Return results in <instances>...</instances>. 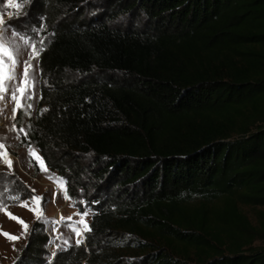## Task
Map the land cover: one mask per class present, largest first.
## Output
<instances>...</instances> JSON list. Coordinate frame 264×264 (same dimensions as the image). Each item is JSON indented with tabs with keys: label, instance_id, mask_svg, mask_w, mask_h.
Masks as SVG:
<instances>
[{
	"label": "trees",
	"instance_id": "trees-1",
	"mask_svg": "<svg viewBox=\"0 0 264 264\" xmlns=\"http://www.w3.org/2000/svg\"><path fill=\"white\" fill-rule=\"evenodd\" d=\"M108 5L41 52L56 84L97 73L43 89L49 108L21 137L93 212L54 264H264V0ZM47 241L37 220L26 251L41 264Z\"/></svg>",
	"mask_w": 264,
	"mask_h": 264
},
{
	"label": "rangeland",
	"instance_id": "rangeland-1",
	"mask_svg": "<svg viewBox=\"0 0 264 264\" xmlns=\"http://www.w3.org/2000/svg\"><path fill=\"white\" fill-rule=\"evenodd\" d=\"M42 1V0H40ZM21 0H0V18L3 19L4 25L10 29L14 26L16 29L23 27L25 30L29 26L44 25L42 31L31 33L35 40H42L44 50L47 49L54 41V36L57 30L63 29L68 24L75 23L77 19H84L85 22L96 15H102L109 9L108 0H83L77 4L56 3L55 0H47L43 6L40 5L39 0H31L30 3L24 4L22 8H15L9 6L10 3H20ZM125 4V3H124ZM122 4L118 8H123ZM121 10V9H120ZM44 19L41 20L40 18ZM130 17L122 15L113 19V24L116 26L128 25ZM138 26V23H134ZM138 28V27H137ZM21 47L22 55L19 63L12 67L5 64L3 72V87L8 89L10 85L19 84L24 86V70L26 65L24 61L32 59V66L35 73V81L31 79L27 81V85L32 92V99L24 101V104H32L33 107H23V115H18V121L22 123L26 131L28 126L37 120V114L45 113L49 108V103L46 102L40 106L39 99L43 98L41 92L45 89L47 92H54L60 87L66 86L72 82H78L88 78L90 75L80 72H73L67 70L63 73V82L57 83L55 74H44L39 66V56L33 59L35 55L32 45L34 41H30L25 45L23 41H18ZM43 50V51H44ZM41 54V53H40ZM12 67L15 73V78L8 80V68ZM99 74V73H98ZM58 86V87H57ZM56 88V89H55ZM10 91L6 92L5 97L0 98V196L7 201L6 207L0 208L1 223L0 230L4 233L14 234L19 237L13 242L8 237L2 236V248H0V264H15L21 261V264H41L40 260L30 255L26 250L30 241L32 228L34 223L38 220L36 214L31 210L33 205L25 207L24 202L30 201V198L35 194L44 198L42 208H37V211H43L48 219L59 221L55 225L53 232L52 226L45 224V231L48 235V241L45 245V254L42 258L43 264H54L55 257L59 252L66 251L74 246H81L85 243L86 232L84 231V224L90 227L93 212L90 208L89 200L82 192L79 199H72L66 190L65 182L60 175L52 170L47 164L42 153L34 146L27 147L22 144L21 137L24 135L19 132L20 127H12L14 121L12 120L14 108L19 106V96L17 94V101L13 102L10 98ZM37 157H40L38 160ZM8 161H11L9 166ZM54 183L58 184L63 193H60L54 187ZM35 190L33 193L32 190ZM96 189L92 188L91 195H94ZM26 194L29 195L26 197ZM55 194V198L53 199ZM13 197H19L18 200ZM195 199L194 202H197ZM241 209L253 220H256L257 211L263 210L261 207L241 206ZM87 215H84V213ZM8 213V214H7ZM3 216V217H2ZM13 216L16 219H13ZM71 216L69 221L67 218ZM23 222L29 226L27 234L25 235ZM76 228L81 232L77 236L73 231ZM78 239L83 242L76 244ZM67 241V243H65ZM9 243V247H8ZM65 249V250H60ZM135 259L132 255H127L126 261L131 262ZM86 264V261L83 262Z\"/></svg>",
	"mask_w": 264,
	"mask_h": 264
},
{
	"label": "snow or ice",
	"instance_id": "snow-or-ice-1",
	"mask_svg": "<svg viewBox=\"0 0 264 264\" xmlns=\"http://www.w3.org/2000/svg\"><path fill=\"white\" fill-rule=\"evenodd\" d=\"M31 0H21L20 3H10L9 6L11 7H15L17 9L22 8L24 6V4H28L30 3ZM41 20H43L44 18L41 17ZM0 25H4V21L2 18H0ZM44 28V25H37V26H29L28 30H25L23 27H21L20 29H16L14 26L11 27V29L8 26H3L0 27V98L5 97L6 92L10 91L11 95L10 98L13 102L17 101V94L19 93V106L18 108H14V114L12 117V120L14 121L12 127L15 129L16 128V123L18 120V115H23V107H28L31 108L33 107L32 104H24L25 100L28 99H32V92L29 89L28 85H27V81L29 79H31L33 82L35 81V73L33 70V66H32V59L26 60L24 61V64L26 65L25 70H24V86L21 87L19 86V84H15V85H10L8 89H5L3 87V72H4V66L5 64H9L12 67L16 66L19 61H20V57L22 55V51H21V47L20 44L18 43V41H23V43L25 45H28L30 41H34L32 48H33V52H34V56L33 59L37 58L41 52H43L44 48H43V41L42 40H35L34 35H29V32L31 33H36L39 31H42ZM12 67L8 68V76L7 79L10 81L13 78H15V73L12 71ZM19 132L24 134V137L27 139L29 137V132L26 131L23 127H20L18 129ZM4 139L3 137H0V140ZM0 147H3L2 144H0ZM37 159L39 160L40 157H37ZM9 166L11 165V161H8ZM33 193H35V190H32ZM55 198V194L53 199ZM13 199L18 200L19 197H13ZM43 201L44 198L42 196H38V195H33L30 198V201H25L24 202V206L27 207L29 206V204L33 205V207L31 208V210L36 214V217L38 219L39 222L41 223H46L48 225L52 226V230L53 232L55 231V225L57 223H59V221L56 220H52V219H48L43 211H37V208H42L43 205ZM7 205V201L5 199L2 198V196H0V208L6 207ZM84 215H87V213L85 212ZM13 219H16V217L13 216ZM72 217L69 216L67 218V220H71ZM21 224L23 225V229L25 232V235L27 234V230L29 228V226L26 224V222H23L21 219ZM34 231V229H33ZM73 231L75 232V234L77 236L81 235V232L79 230H77L76 228H73ZM84 231H91V228L85 223L84 224ZM4 235L6 237H8L10 240L15 241L17 240L19 237H17L14 234H8V233H4ZM83 242L82 239H78L76 241V244L79 245ZM65 243H67V241H65ZM60 250H65V249H60Z\"/></svg>",
	"mask_w": 264,
	"mask_h": 264
},
{
	"label": "crops",
	"instance_id": "crops-1",
	"mask_svg": "<svg viewBox=\"0 0 264 264\" xmlns=\"http://www.w3.org/2000/svg\"><path fill=\"white\" fill-rule=\"evenodd\" d=\"M7 214H8V213H7ZM1 215H2V213L0 214V218H1ZM2 217H3V216H2ZM0 223H1V219H0ZM2 236L6 237L5 235H3V230L1 229V230H0V248H2V247H1V246H2V245H1V244H2V243H1V242H2V241H1V240H2ZM6 238H7V237H6ZM13 243H15V241L11 242V243H10V246H13V245H14ZM8 247H9V243H8Z\"/></svg>",
	"mask_w": 264,
	"mask_h": 264
},
{
	"label": "built area",
	"instance_id": "built-area-1",
	"mask_svg": "<svg viewBox=\"0 0 264 264\" xmlns=\"http://www.w3.org/2000/svg\"><path fill=\"white\" fill-rule=\"evenodd\" d=\"M54 187L56 188L58 192L63 193L62 189L60 188L58 184L54 183Z\"/></svg>",
	"mask_w": 264,
	"mask_h": 264
},
{
	"label": "bare ground",
	"instance_id": "bare-ground-1",
	"mask_svg": "<svg viewBox=\"0 0 264 264\" xmlns=\"http://www.w3.org/2000/svg\"><path fill=\"white\" fill-rule=\"evenodd\" d=\"M1 123V122H0Z\"/></svg>",
	"mask_w": 264,
	"mask_h": 264
}]
</instances>
